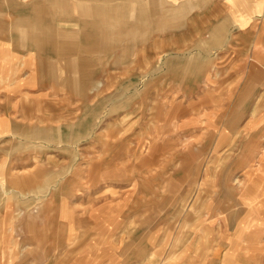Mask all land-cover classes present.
<instances>
[{"label":"rangeland","instance_id":"obj_1","mask_svg":"<svg viewBox=\"0 0 264 264\" xmlns=\"http://www.w3.org/2000/svg\"><path fill=\"white\" fill-rule=\"evenodd\" d=\"M31 2L112 47L23 44ZM221 6L0 0V264H100L115 238L147 249L125 264H264V89L211 52Z\"/></svg>","mask_w":264,"mask_h":264},{"label":"crops","instance_id":"obj_2","mask_svg":"<svg viewBox=\"0 0 264 264\" xmlns=\"http://www.w3.org/2000/svg\"><path fill=\"white\" fill-rule=\"evenodd\" d=\"M219 1L222 5L219 11L221 14L213 15L212 23L215 28L210 29V34L206 36L216 38L222 46L212 47L211 52L223 53L225 55L224 61L228 60V64L237 63L239 66L244 61L243 68L247 72L243 78H248L259 89H264V52L260 51V47L264 46V0H231V3L226 0ZM233 17L239 25L238 33L234 35L237 37L236 42L232 40L233 34L228 31ZM241 196L245 197L243 194ZM126 224L124 222V227ZM108 242V245H104L109 247L106 252L99 253L97 256L93 254V258L96 256L94 261L99 260L100 264H125V257L124 260L122 257L125 256L124 253L126 254L129 247L139 246V251L134 250V253L139 255L145 254L147 250L146 247H140L134 241H125L122 246L117 238ZM234 251L227 253L225 261H232ZM204 254L206 252L201 251L203 257Z\"/></svg>","mask_w":264,"mask_h":264},{"label":"bare ground","instance_id":"obj_3","mask_svg":"<svg viewBox=\"0 0 264 264\" xmlns=\"http://www.w3.org/2000/svg\"><path fill=\"white\" fill-rule=\"evenodd\" d=\"M168 6H170V5H168ZM44 8L45 7L41 6L40 4L37 5V2L34 4H33V2H31V4H24L23 9H26L25 13H27L29 16L32 15L31 17H34L35 21L34 20H28V21L24 20L25 25L22 26L23 29H21V31H18L19 35L22 36L23 44L27 45V43H24V41H27L30 46H32L33 43H35L41 49H46V50H50V51L59 50V49H65L66 50V49H68L69 46H70V48H73V49H76L78 47L79 48H81V47L86 48V49H88L87 51H90V52L95 51V50H104V48H111L112 47L111 41L107 40L103 36V30L101 28H99V29L95 28V26H94L95 24L92 21L90 22V24H91L90 27L85 28L84 30L83 29H75V30H70V31L65 30L63 32V34H64L63 39H59L60 34L59 35L57 34L58 32H56V30H57L56 27L54 25H52L53 21H54L53 20L54 17L52 16L49 18L48 17L41 18L38 16V14L41 11L43 14V10H44V13L48 10V9L45 10ZM128 10L131 11L130 9H125V12ZM136 10H137L136 12L139 11L138 9H136ZM181 10H183V9H181ZM52 11H53L52 12L53 15H55L57 10L52 9ZM91 11L94 12V14H95V12H97L98 16H104L105 15V13L102 9H97L96 7H91ZM190 12H191V10H190ZM173 13H174V9H172V14ZM127 14H128V12H127ZM107 15H111V13L109 12ZM138 15H140L139 12H138ZM102 19H100V20H102ZM151 19H152V17L151 18L148 17L147 20L144 19V21H146V23H149L151 21ZM122 22L124 23V25H123V27H124L126 22H125V20L124 21L122 20ZM141 22L142 21L140 20L136 24L135 28H138L141 25L142 26L145 25V24H142L143 22L142 23ZM82 31H83V33H85L83 37H82V34H83ZM91 58L92 57H90V56L88 58L85 57L84 61H86V63H89L92 61ZM46 64H47V62H46ZM46 64H43V65L46 66ZM68 66L70 68L72 67L70 63ZM47 68L49 69L48 66H47ZM49 71H51V73L50 72L49 73L52 74V76L55 74V73H53V71L51 69H49ZM248 180L250 182V185H248L249 186L248 189L252 190V192H250L249 195H252L253 192L256 191L253 187V185L255 184V179H253V176H250ZM246 191H247V189H246ZM243 195L246 197V194H243ZM34 212H36V210H34Z\"/></svg>","mask_w":264,"mask_h":264}]
</instances>
